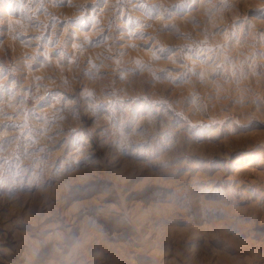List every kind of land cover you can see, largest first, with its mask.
Instances as JSON below:
<instances>
[{
    "label": "clouds",
    "instance_id": "clouds-1",
    "mask_svg": "<svg viewBox=\"0 0 264 264\" xmlns=\"http://www.w3.org/2000/svg\"><path fill=\"white\" fill-rule=\"evenodd\" d=\"M0 264H264V0H0Z\"/></svg>",
    "mask_w": 264,
    "mask_h": 264
}]
</instances>
